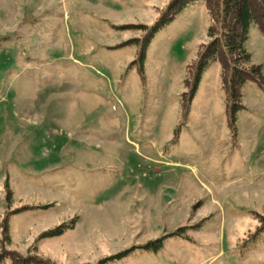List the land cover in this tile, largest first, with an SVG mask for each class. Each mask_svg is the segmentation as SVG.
<instances>
[{"label": "rangeland", "instance_id": "obj_1", "mask_svg": "<svg viewBox=\"0 0 264 264\" xmlns=\"http://www.w3.org/2000/svg\"><path fill=\"white\" fill-rule=\"evenodd\" d=\"M169 2L0 0L2 251L54 264H264V87L242 88L234 129L217 62L181 101L209 41L202 1L155 34L141 68L142 26ZM246 48L264 75L254 24Z\"/></svg>", "mask_w": 264, "mask_h": 264}, {"label": "trees", "instance_id": "obj_2", "mask_svg": "<svg viewBox=\"0 0 264 264\" xmlns=\"http://www.w3.org/2000/svg\"><path fill=\"white\" fill-rule=\"evenodd\" d=\"M204 2L209 24L207 28L208 43L201 44L197 58L193 65L189 90L181 93V101L188 108L198 89L202 75L211 64L220 65L221 86L225 94L226 110L229 115L230 125L234 129L236 113L242 109V88L248 82H254L259 87H264V75L261 65L251 60V55L246 48L249 26L256 25L264 36V0H170L161 17L150 27L142 26L147 32L142 42L138 61L142 68L146 49L155 34L164 26L171 23L177 15L190 6ZM189 67V66H188ZM262 218V217H261ZM264 229V222L260 221ZM62 230L56 227L44 232L40 237H49L59 234ZM4 240L9 243L7 220L3 223ZM161 240L149 241L145 249H154ZM8 259L10 264H54L48 259L35 254L21 255L16 251L0 249V264ZM109 258H103L96 264H104Z\"/></svg>", "mask_w": 264, "mask_h": 264}]
</instances>
